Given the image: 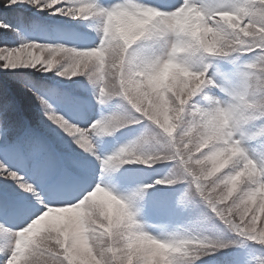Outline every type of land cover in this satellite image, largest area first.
<instances>
[{"label": "snow or ice", "instance_id": "1", "mask_svg": "<svg viewBox=\"0 0 264 264\" xmlns=\"http://www.w3.org/2000/svg\"><path fill=\"white\" fill-rule=\"evenodd\" d=\"M29 9L95 21L99 42H25L53 27ZM0 34L21 40L0 46V264H198L232 248L147 234L136 214L154 198L191 219L214 218L264 251V162L249 155L264 150V0H0ZM141 41H163L164 50L132 55ZM241 56L250 62L223 87L211 64L192 67ZM218 88L230 99L204 92ZM202 93L206 106L196 107ZM114 102L131 118L104 115ZM143 123L138 139L101 159L97 138ZM126 165L142 168L121 173ZM157 165L168 174L125 197L97 180L98 167L131 188L128 173L163 171Z\"/></svg>", "mask_w": 264, "mask_h": 264}, {"label": "rangeland", "instance_id": "2", "mask_svg": "<svg viewBox=\"0 0 264 264\" xmlns=\"http://www.w3.org/2000/svg\"><path fill=\"white\" fill-rule=\"evenodd\" d=\"M100 2L105 4H111L117 2V0H100ZM141 2V0H137ZM142 2H151L155 3L156 0H142ZM200 4H211L215 0H197ZM27 15L35 16L45 24L51 25L53 27L43 30L36 31L35 33L28 34L24 37L25 42H39V43H61L69 47H76L77 49H85L88 47L95 46L99 42V37L95 31L97 27V22L95 21H73L68 20L63 17H52L47 12L38 13L34 9H29L26 12ZM6 15L9 17L13 16L14 13L7 12ZM41 16V17H40ZM21 42L18 37L5 36L0 34V46H9L17 47ZM164 50V42L159 43L153 41H141L137 45L133 46V49H130V53L134 56H145L150 55L153 52L160 54ZM210 62V63H209ZM224 61H200L194 59L192 62V67L202 68L205 64H211L209 68V77L219 78L221 82V87L225 85V82L231 84L234 82L236 68L243 64V60L239 64L226 65L223 64ZM220 64V65H219ZM225 65V66H223ZM39 76V73L36 74ZM49 77L59 80V77H55L53 73L48 74ZM83 80V78H80ZM86 83V81H84ZM71 81H67L66 84L71 85ZM212 96L215 100L227 101L230 98L225 95L223 91L219 88L212 93L205 91ZM203 93L200 96L194 98L192 103L196 104V107H205L206 102L202 101ZM201 101L200 103H196ZM23 103L26 106H31L34 108L32 101L28 98H24ZM114 107L107 109V114H119L129 116L131 118V113L129 109L122 103L114 102ZM123 129L120 132L116 133L114 136L101 137L95 140L98 154L101 158L113 154L119 148L123 147L121 141L126 135L135 136L136 139L142 134L143 130H147L146 123L138 124L136 128ZM129 130V131H128ZM134 131H137L136 133ZM128 136H126L127 138ZM108 139H110L108 143ZM135 139V140H136ZM100 140V142H99ZM134 140V141H135ZM250 141L245 140L244 145L247 148V144ZM260 151L264 150H249V155L256 161H260L262 156ZM138 166V165H137ZM135 166L126 165L124 168L120 169L121 173H124L126 169H134ZM141 167L136 169H141ZM156 168L163 169V171H153L151 169L133 171L128 174L135 177V183L131 188L126 185H116L110 179L113 173H105L103 181L100 183V186L107 188L118 196H128L129 191H133L136 188L142 186L144 183H150L153 179L161 178L168 174L167 169L162 165H157ZM107 178V179H106ZM104 179H106L104 181ZM182 188L184 186H181ZM127 193L126 195H124ZM171 195V194H170ZM203 216H210L211 214L207 209H202ZM137 222L140 224L141 229L147 234L164 239L170 236L176 235L181 237H200V238H211L214 240H226L231 241L232 248L225 250L223 253H217L215 256L206 257L202 261H199L198 264H228L230 260L235 258L238 261V264H264V251L259 249L257 246H254L251 242L246 241L240 237H236L234 233H230L227 229L216 219H203L194 220L189 218L186 214H181L178 211H175L172 207V202L169 201L167 206L161 204L158 198H154L150 201L147 209H142L136 214ZM151 227L157 232H153L149 229ZM155 233V234H154ZM158 234V235H157ZM235 237V238H232ZM0 243H4V238L0 237Z\"/></svg>", "mask_w": 264, "mask_h": 264}]
</instances>
